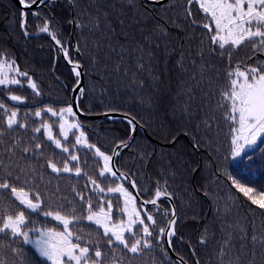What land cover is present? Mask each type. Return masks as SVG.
<instances>
[{"label": "trees", "instance_id": "16d2710c", "mask_svg": "<svg viewBox=\"0 0 264 264\" xmlns=\"http://www.w3.org/2000/svg\"><path fill=\"white\" fill-rule=\"evenodd\" d=\"M184 6L185 0H168L160 5L134 0V6L128 0H75L73 7L68 0H55L33 11L38 15H27L25 28L28 35H24L21 11L10 0H0V59H14L15 66L31 76L40 92L37 96L28 87L27 77L12 70H9V77H15L21 84L0 85V103L9 109L8 112L0 109V129L7 130V116L17 109L18 120L28 125L27 129L18 128L11 135L0 138L3 141L0 143V161L10 166L13 176L19 173L16 164L25 169L19 173L21 180L12 182L23 188L30 198L39 194L42 209L79 217L69 225L74 242H90V248L99 246L105 252L103 264L177 262L170 257L164 238L160 244L154 243L151 250L146 249L140 256L130 259L132 254L126 250L121 252L120 245L109 249L104 243L108 238L103 236L102 230L85 220L87 205L75 195L73 188L86 193V199L94 197L95 210H98L101 197L105 203L112 199L115 213L117 195L93 192L89 177L96 179L105 189L115 186L112 183L115 178L101 177L99 172L103 163L95 156L94 150L75 145L73 133L64 140L60 135L59 118L44 111L50 107L59 112L71 105V89L77 79L60 57L48 33L40 31L46 19L50 21V30L65 48L68 47L67 58L83 64L84 94H79V109L93 115L118 112L135 117L151 138L164 145H155L137 130L130 147L117 155L115 166L136 182L143 200L154 198L157 188L167 189L177 217L176 236L172 238L174 254L183 257L187 264H196L197 259L200 264H219L217 252L220 245L217 241L226 237L221 228L227 221L239 225L247 233V240L243 241L246 247L241 250L240 236L244 233L239 228L228 230L233 233L232 243L236 246L231 257L240 256V264H264V249L259 243L264 238V213L232 183L235 179L253 187L256 192L264 189V140L233 164L231 125L225 119L224 109L218 107V103L223 102L221 92L229 83V70L241 61L243 67L257 59L264 60V53H253L249 43L234 50L231 60L221 56L216 45H211L216 49L211 51L208 40L211 33L191 24V19L202 21L203 13L194 5L193 17L186 20ZM97 17L99 28L94 27ZM74 18L84 25H73L78 53L73 50L70 40L72 27L69 20ZM9 95L23 97V103L10 100ZM36 111L41 112L40 117L35 116ZM68 119L77 122L75 117ZM43 122L51 125L54 138L69 146L70 153L80 156V176L74 173L57 175L47 168L48 158L62 167L69 153L56 149L43 128L39 133L32 130L41 127ZM82 122L89 125V128L80 126L89 143L109 155L130 135L129 125L122 120ZM17 141L23 146L41 143L43 147L38 153L43 155L29 152L27 158L21 160L19 158L24 153L18 145L16 155L9 160L6 149ZM173 141L174 144L169 145ZM75 163L69 161V166ZM8 170L0 167V177H6ZM121 182L115 180V183ZM122 184L128 189L127 183ZM163 196L157 202L159 207L144 209L137 202L141 209L151 210L158 227H166L165 213L168 218L171 215L168 214L170 205ZM17 207L28 216L24 229H61L42 211L24 209L9 190H0V216L14 213ZM205 230L208 243L201 245L199 241ZM253 233L257 236L255 246L251 243ZM75 235L82 239L76 241ZM13 249H22L23 252L14 253ZM0 261L3 264H25V261L50 264L32 246L23 243L21 237H12L10 233H0Z\"/></svg>", "mask_w": 264, "mask_h": 264}, {"label": "snow or ice", "instance_id": "6c2138e0", "mask_svg": "<svg viewBox=\"0 0 264 264\" xmlns=\"http://www.w3.org/2000/svg\"><path fill=\"white\" fill-rule=\"evenodd\" d=\"M55 0H39V4L54 3ZM22 9H31L33 5L38 3V0H19ZM68 3L75 7V0H68ZM129 4L134 6V0H128ZM198 6L200 12L203 13L202 21L191 19L193 26H198L203 29H207L210 41V50L215 52V48H211V45H216L220 50L221 56H227L231 60V56L234 49L240 48L245 45L247 41L252 49L253 53L261 52L264 53V0H185L184 12L185 19L193 17V6ZM28 14L38 15V13H26L21 11V28L24 30V35H28L25 28L26 19ZM49 20H45L43 26L40 28L41 32L48 33L52 40L61 47L64 51L65 57L68 56V51L57 38L56 34L49 28ZM69 23H75L77 27H83L77 19L69 20ZM122 23V22H121ZM214 24V29L212 25ZM95 28L100 27L99 17H97L94 24ZM167 33H165L166 35ZM203 43V41H201ZM79 51V49H77ZM203 55V53H201ZM249 59L252 57L249 56ZM95 63V60L93 61ZM179 63V62H178ZM16 61L12 58L0 59V85H19L21 81L15 77H9V70H14L17 75L27 77V85L32 91L39 96L40 92L37 88V84L32 80L31 76L27 72L20 71L19 67L15 66ZM182 66V65H181ZM142 68L143 66L140 65ZM80 64L76 63L72 71L77 77L81 76L79 71ZM229 83L228 86L222 90L221 97L223 102L218 103V107L224 109L225 119L230 122L231 132L233 133L231 138V152L234 156H240L246 147H251L256 144L259 138H264V60L256 61L252 65H244L241 67L237 64L234 68L228 72ZM79 82L77 81V87ZM80 96H83L84 90L79 89ZM9 99L18 103H23V97L18 95H9ZM0 109H4L8 112L9 109L5 104L0 103ZM44 111L51 113L52 116H58L60 120L59 128L60 135L63 136L64 140L68 139L69 132L74 129L79 131L80 124L75 121H70L67 117H74L76 114L73 112L71 105L61 108L59 112L52 108H46ZM17 110H12L10 115L7 116L6 125L7 130L0 129V138L5 135H11L17 129H27V123L20 122L17 118ZM36 117L41 116L40 111L35 112ZM136 120L132 117L128 120V123L132 125L133 131L135 130ZM207 124V122H206ZM211 127V125H207ZM43 128L47 134V139L54 144L56 149H59L62 153H69L67 159L63 163L62 167H58L51 158L46 160L47 168L51 169L52 173L59 175L60 173H74L76 176H80L82 168L79 166L80 156L75 152H69V146L62 144L60 139L54 138L52 135V127L49 123L43 122L41 127L33 128L32 130L36 133L41 132ZM75 135V133H73ZM32 139H36L32 137ZM131 136L129 137V140ZM3 141L0 140V143ZM19 145V141L16 144L9 145L6 151L10 154L9 160H12L13 156L16 155V148ZM75 145H79L89 150H94L96 157L103 160V167L100 169L99 175L107 178V176L114 177L115 180H128V176L124 173L119 172V169L113 170L112 166V155L102 152L95 144L89 143L85 133L79 131V135L75 137ZM20 150L24 153L19 159L24 160L27 158L28 153L32 152L33 155H43L42 152L38 153L43 145L36 143L32 146L19 145ZM119 148H129L130 144L127 140H122L116 145ZM115 155H119V152H114ZM69 161L76 162L71 167ZM0 167L9 169L6 177H0V190H9L12 196L19 201L20 205H23L24 209L30 210V212L42 211L43 215L51 217L53 220L63 225V231H57L55 229H45L40 231L36 228H30L28 231L24 230V226L28 223V216L25 211L20 208H16L12 214L5 213L0 216V233H10L12 237H21L23 243L29 244L34 243L36 251L41 257L51 261V264H103L105 252L99 247L88 246V243L81 244L74 242V233L69 230V225L74 220L79 219L77 216H67L62 214L60 211H46L41 207V196L36 194L34 197H29L28 193L23 188L17 187L12 181H20L21 175L25 169L19 164H16V168L19 169V173L13 176V170L9 165L4 164L0 161ZM32 167L31 164L28 165ZM43 167V165H42ZM35 172L36 169H33ZM119 173V175H118ZM87 175V173H85ZM8 177H11L10 180ZM112 183L115 186H109L107 189L101 186L96 179L89 177V182L92 186L93 192L107 194H119L115 197V207L119 213L126 216L124 220L117 217L115 222L113 218L112 209L114 207L112 199H108L105 203L101 197L98 204V210L93 208L94 197H88L86 199V193H82L73 188V192L79 197L80 201L87 205L86 211L87 216L85 217L89 222L94 223L98 228L103 229V236L108 239L104 241L109 249L113 248V245L122 246L119 249L121 252L126 250V253L132 254L130 259L143 254L144 250H151L155 244L161 243V238L164 239V243L168 245V248H174L173 237L176 236V213L173 209L171 212V218L167 219L166 227H158L156 219L151 214V210H143L137 208L135 197L131 192L123 185ZM233 186L242 193L252 205L262 210L264 213V189L256 192L251 186L236 181H232ZM129 184L132 188H136V182L129 180ZM87 187V185H86ZM255 193V194H254ZM162 195H169L167 189L163 191L157 188L155 196L152 199L143 201V204H151L158 206V200ZM123 198V205L119 203L120 198ZM64 199H67L65 197ZM143 211V216L141 215ZM147 221V223H146ZM35 221H33V224ZM139 225V227H137ZM224 227L221 228L222 233H226V237L222 241H217L220 245L217 256L220 257L219 264H240L241 257H231V251L236 246L232 243L233 233L228 231L229 229L239 228L241 233L240 236V249L246 247L243 241L247 240V233L239 225H233L224 221ZM158 227V231H157ZM135 229V231H134ZM29 231H40V237L34 242L29 237ZM128 236H125V233ZM139 234V235H138ZM82 237L75 235V240L80 241ZM182 239V237L180 238ZM199 243L206 245L208 243L207 230L201 234ZM251 243L255 246L257 244V236L253 233L251 236ZM260 246L264 249V238H261ZM13 252H20L22 249H13ZM167 254V253H166ZM197 253L193 251V256ZM255 255V253H253ZM0 264H3L0 261ZM25 264H31L30 261H25ZM177 264H186L184 258L181 257ZM196 264H200L199 259L196 260Z\"/></svg>", "mask_w": 264, "mask_h": 264}, {"label": "water", "instance_id": "95a60500", "mask_svg": "<svg viewBox=\"0 0 264 264\" xmlns=\"http://www.w3.org/2000/svg\"><path fill=\"white\" fill-rule=\"evenodd\" d=\"M20 11H24L26 13H32L33 11H36L38 10L43 4H39V0H38V3L36 5H33L31 9H22V6L20 5L19 3V0H10ZM147 2H150V3H153V4H163L165 3L166 1L168 0H158V1H155V0H146ZM70 5V4H69ZM71 6V5H70ZM27 17V16H26ZM25 17V19H26ZM71 17L73 18V11H71ZM22 19V17H21ZM73 25L74 23H71V32H70V40L72 42V46H73V50L77 53V46L75 44V41H74V38H73ZM23 33H24V30H23ZM51 42L54 44L55 48H57L59 50V53H60V57L64 60V62L69 66V68L73 69V67L75 66V62H70L68 61V59L65 57L64 55V51L61 49V47L59 45L56 44V42L54 40H52L50 38ZM79 71L81 72V76L80 77H77V81L79 82V86L77 87V81L75 83V85L72 87L71 89V106L73 107V112L76 114L74 117H75V120L82 126V127H85V128H89V126L85 125L82 120H91V121H97V120H108V121H114V120H122L124 122H126L129 127H130V135L129 137L131 136V139L129 140V137L127 139V141L129 142V144H131V142L133 141L134 139V136L136 134V131L137 130H140L141 133L147 138L149 139L150 141H152V143H154L155 145H163V144H160L158 143L157 141H155L153 138H151L145 131V129L138 123L136 124V127H135V130L133 131L132 129V125H130L128 123V120L131 119L132 117L126 115V114H122V113H118V112H105V113H102V114H97V115H93V114H87V113H83L80 109H79V106H78V97H79V89L82 88L83 89V81H84V71H83V66L80 65V68H79ZM72 73L75 75V73L72 71ZM76 76V75H75ZM133 123H136V121H134ZM174 144V142H172L171 144L169 145H172ZM128 148H117L116 146L113 148V151L111 153L112 155V166H113V170H117L116 166H115V159L117 157V155L114 154V152H119V154L125 150H127ZM120 172V171H119ZM123 173V172H121ZM125 174V173H124ZM119 175V173H118ZM127 175V174H125ZM128 176V175H127ZM128 180H122L123 182L127 183L128 185V188L130 190V192L132 193V195L135 197V199L138 201V203L142 206H144L145 208L147 207H152L154 205H151V204H143V199H141V197L139 196L138 194V191L136 188H132L131 185L129 184V180H132L129 176H128ZM168 204L170 205V208H171V212L172 210L174 209L175 210V213H176V209H175V206H174V203H173V200L171 199V197H169L168 195H164L163 196ZM170 212V213H171ZM169 214V213H168ZM171 218V217H170ZM167 226V225H166ZM165 239V238H164ZM165 246H166V249L170 255V257H172L176 262L177 261H180V257H177L172 248H168V245L165 243ZM185 262V261H184ZM187 264V263H186Z\"/></svg>", "mask_w": 264, "mask_h": 264}, {"label": "rangeland", "instance_id": "374dc122", "mask_svg": "<svg viewBox=\"0 0 264 264\" xmlns=\"http://www.w3.org/2000/svg\"><path fill=\"white\" fill-rule=\"evenodd\" d=\"M212 26H214V24L212 25ZM247 44H248V42L246 41L245 42V45H242V46H247ZM241 46V47H242ZM57 49V48H56ZM220 50V49H219ZM234 50H236V49H234ZM233 50V51H234ZM78 53V52H77ZM235 52H233V54H234ZM64 61V60H63ZM68 61H70V62H74V61H71V60H68ZM256 61H261V60H255V62ZM243 61H241V62H239V64L241 65V63H242ZM75 63H79L80 65H82L83 66V64L81 63V61H78V62H75ZM252 64H254V63H252ZM251 64V65H252ZM69 67V66H68ZM71 70V69H70ZM83 70H84V67H83ZM12 71H14V70H12ZM15 72V71H14ZM71 73H72V71H71ZM76 81H77V79H76ZM58 117V116H57ZM59 118V117H58ZM67 119H68V117H67ZM59 124H60V120H59V122H58V126H59ZM60 129V128H59ZM79 131H82L81 130V127H80V129H79ZM79 131H77V130H73L72 132H69V134H68V137H69V135L71 134V133H75V137L77 136V135H79ZM44 132H45V130H44ZM53 133V132H52ZM45 135H46V137H47V134H46V132H45ZM262 140H264V138H259L258 140H257V142H256V144L255 145H253V146H251V147H246L245 148V150L240 154V156H234L233 154H232V163L234 164V163H236L241 157H243L246 153H248V151L250 152V151H252V150H254L255 148H257L258 147V144L262 141ZM79 146V145H78ZM102 160V159H101ZM102 163H103V160H102ZM118 184H122V183H118ZM111 195H119V194H111ZM15 198V197H14ZM137 203V202H136ZM120 204H121V206L123 205V198L121 197L120 198ZM137 208L138 209H141V207H139V205L137 204ZM112 213H113V218H114V222H115V214L117 215L116 217H120V218H122V219H124V220H126L127 219V217L126 216H124V215H122L121 213H119L118 212V210H115V213H114V211H113V209H112ZM141 215L143 216V211H141ZM51 218V217H50ZM87 222H89L87 219H85ZM59 226H61V229L60 230H57V231H63V225L62 224H60L59 222H57V221H55ZM92 223V222H91ZM146 223H147V221H146ZM94 224V223H93ZM95 225V224H94ZM101 229V228H100ZM24 230H26V231H28L29 229H24ZM40 231H43V230H45V229H39ZM102 230V232H103V229H101ZM40 231H29V237H30V239L34 242L36 239H38L39 237H40ZM126 234H128L127 232L125 233V236H126ZM29 245L30 246H32L33 248H34V250L36 251V248H35V245H34V243H29ZM38 253V252H37ZM39 255V254H38ZM40 256V255H39ZM41 257V256H40ZM41 258H43V259H45V260H47L46 258H44V257H41ZM50 264H51V261H49V260H47Z\"/></svg>", "mask_w": 264, "mask_h": 264}, {"label": "bare ground", "instance_id": "6f19581e", "mask_svg": "<svg viewBox=\"0 0 264 264\" xmlns=\"http://www.w3.org/2000/svg\"><path fill=\"white\" fill-rule=\"evenodd\" d=\"M81 126V125H80ZM82 127V126H81ZM160 146V145H159ZM162 146H164V145H162Z\"/></svg>", "mask_w": 264, "mask_h": 264}]
</instances>
